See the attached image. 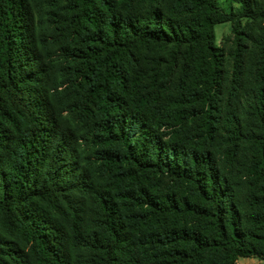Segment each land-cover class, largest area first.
Segmentation results:
<instances>
[{"label": "trees", "instance_id": "1", "mask_svg": "<svg viewBox=\"0 0 264 264\" xmlns=\"http://www.w3.org/2000/svg\"><path fill=\"white\" fill-rule=\"evenodd\" d=\"M219 1L0 0V264L264 262V0Z\"/></svg>", "mask_w": 264, "mask_h": 264}, {"label": "rangeland", "instance_id": "2", "mask_svg": "<svg viewBox=\"0 0 264 264\" xmlns=\"http://www.w3.org/2000/svg\"><path fill=\"white\" fill-rule=\"evenodd\" d=\"M220 6L227 12V13H234L240 14L242 4L238 2V0H220ZM251 21L247 18H242L240 20L239 28L241 30H245ZM216 33V44L219 47H222L226 42L231 43L233 38V24L232 23H225L220 24L215 29ZM237 264H264L263 261L249 258V259H240Z\"/></svg>", "mask_w": 264, "mask_h": 264}]
</instances>
